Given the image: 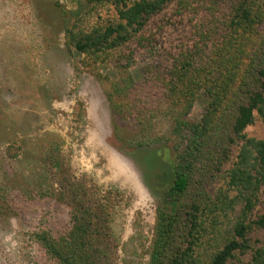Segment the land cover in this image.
<instances>
[{"label":"trees","instance_id":"obj_1","mask_svg":"<svg viewBox=\"0 0 264 264\" xmlns=\"http://www.w3.org/2000/svg\"><path fill=\"white\" fill-rule=\"evenodd\" d=\"M74 1L78 8L68 13L60 0H27L32 52L45 56L55 49L66 57H83V66L101 63L105 71L114 72L118 79L111 84V95L118 99L111 109L114 119L123 116L124 104L118 103L123 96L128 98L138 85L143 89L146 84L134 78L135 56L118 55L140 40L143 52L158 45L162 51L156 54L171 62L159 84L147 86L159 101L149 99L145 105L159 104L161 119L168 120L164 143H171L173 156L164 161L151 189L160 204L144 246L145 264H264V136L247 132L256 122L264 126V0ZM158 21L161 26L152 27ZM168 30L182 33L175 49L158 42ZM12 33H21L18 25ZM186 34L191 36L187 41ZM59 35L64 50L57 48ZM7 42L0 44L2 68L13 66L14 55L22 49L15 39L6 48ZM113 56L117 62L102 64ZM22 69L25 85L39 84L31 80L26 64ZM92 73L99 76L96 70ZM40 93L46 110L52 112L47 92ZM200 95L205 105L193 122L189 116ZM148 112L154 111L137 112L140 130L146 122L153 128ZM16 116L0 111V220L10 223L12 218L39 213L35 224L27 226L31 232L27 237L37 249L29 264H113L103 230L111 226L110 199L122 192L92 191L83 180L66 177L68 164L60 152L63 138L39 132L45 125L40 112L32 119L23 113L29 120L25 124L16 122ZM30 120H35L34 127ZM32 131L35 135L30 137ZM143 138L136 147L160 140L153 135ZM153 156L156 164L158 154ZM215 178L222 187L214 193ZM203 185H211L204 204L188 197L192 188ZM63 194L75 204L69 223L49 209V200ZM21 260L28 264V254Z\"/></svg>","mask_w":264,"mask_h":264},{"label":"rangeland","instance_id":"obj_2","mask_svg":"<svg viewBox=\"0 0 264 264\" xmlns=\"http://www.w3.org/2000/svg\"><path fill=\"white\" fill-rule=\"evenodd\" d=\"M26 2L27 0H0V44L10 40L6 44L7 48L15 39L22 48L21 53L14 55L13 66L5 64L2 68L5 62L0 59V80H2L0 111L3 110L5 115L17 114L16 122L19 124L29 122L27 119L24 120L23 113L32 119L37 112H40L45 125L39 132L51 131L59 134L64 140L60 152L69 168L65 170L69 172L66 177L71 174L83 180L92 191L98 188L104 193L115 188L122 192L117 198L110 199L111 204L114 205V211L108 216L112 219L111 226L103 230V233L109 237L108 247L113 253L112 263L145 264L144 246L151 237L155 210L160 204V197L151 189L158 181L162 164L173 156L171 143H164L168 120L161 119V111L156 107L159 104H149L153 107L145 105L149 99L151 103L159 101V96L147 86H152L151 82L158 85L165 77V67L171 62L163 61L165 59H160L156 54L162 51L158 45L153 44L143 52L140 40L121 52L118 55L119 59L129 58L131 54L135 56L136 63L132 65L134 78L138 84L146 82L144 88H147L142 89L138 85L128 98L124 99L126 95L123 96V100L118 102L124 104L123 116L118 115L114 119L111 109L118 100L115 95H111V84L118 81L114 72L105 71L101 63L83 66L81 63L83 57L80 59L74 54L66 57L55 49L50 50L45 56L39 52H32L29 32H32L33 28L28 21ZM60 2L68 13L75 12L78 8L74 0H60ZM155 23L157 25L154 24L152 27L161 26V22ZM17 25L21 33L15 36L12 32ZM181 34L168 30L163 36L164 39L159 38L158 42L165 43L169 48L174 46L175 49L180 43ZM184 36L186 41L191 37L187 34ZM56 45L60 50H64L62 35L58 36ZM112 59L114 62L118 60L113 56L102 64H107ZM25 64L32 72L31 80L38 81V85L34 87L30 84L25 85L26 73L22 69V65ZM93 70H96L99 76L97 73H92ZM7 72L15 74V77L9 76ZM18 79H23V83ZM40 92H47L52 112L46 110V103L40 99ZM18 93L20 98H16ZM152 97L155 102L152 101ZM204 105L205 100L200 95L193 105L190 121L196 122L200 119ZM141 107L143 111L146 109L154 111L148 112L147 115L152 116L153 120L150 124L153 128L149 127L147 120L143 122H146L142 126L143 130L139 129L140 126L137 127L135 119L137 112L142 111ZM2 121L7 124V120ZM35 123V120H30V126L34 127ZM162 124L165 125L162 127ZM247 132L251 135L264 136V126L256 122ZM16 135L22 137L23 133L18 132ZM28 135L34 136L35 132L32 131ZM146 135L156 136L160 140L158 143H151L141 148L136 147V144L143 139L146 140L143 138ZM154 154H158L156 164L151 162ZM210 186L192 188L188 197L204 204V198H207L205 194H211ZM212 187L215 193L222 187V182L215 178ZM54 188L56 192L57 187ZM74 208L75 204L66 194L61 195V198L55 195L49 200V209L55 210L56 216L64 223H69ZM38 214L26 219L12 218L10 223L4 219L0 220V264H24L21 257L25 253L28 254L26 263L32 262L33 251L37 252V249L27 237L28 232L31 233L27 226L35 224L34 218H38ZM32 220L33 223H29Z\"/></svg>","mask_w":264,"mask_h":264}]
</instances>
